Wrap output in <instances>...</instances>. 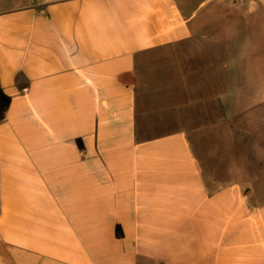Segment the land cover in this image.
I'll list each match as a JSON object with an SVG mask.
<instances>
[{
	"label": "crops",
	"instance_id": "crops-1",
	"mask_svg": "<svg viewBox=\"0 0 264 264\" xmlns=\"http://www.w3.org/2000/svg\"><path fill=\"white\" fill-rule=\"evenodd\" d=\"M209 1L0 0V264H264V164L201 139L260 103L205 91Z\"/></svg>",
	"mask_w": 264,
	"mask_h": 264
},
{
	"label": "rangeland",
	"instance_id": "rangeland-1",
	"mask_svg": "<svg viewBox=\"0 0 264 264\" xmlns=\"http://www.w3.org/2000/svg\"><path fill=\"white\" fill-rule=\"evenodd\" d=\"M250 7L233 0H211L200 12L203 28L213 31L211 37L218 38L219 46L217 58L215 41L213 66L208 73L213 84L205 91L225 92V102L232 95L245 103L249 98L260 100L253 103L255 108L233 120V130L224 133L220 129L219 135L201 138L205 145L217 147L221 169L228 165L243 168L244 159L251 167L255 163L261 162L262 167L264 164V18L250 16ZM212 10L218 12L214 23L205 17Z\"/></svg>",
	"mask_w": 264,
	"mask_h": 264
}]
</instances>
